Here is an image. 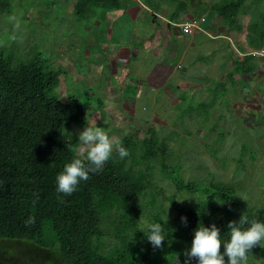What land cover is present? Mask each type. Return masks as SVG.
I'll return each instance as SVG.
<instances>
[{
	"label": "trees",
	"instance_id": "1",
	"mask_svg": "<svg viewBox=\"0 0 264 264\" xmlns=\"http://www.w3.org/2000/svg\"><path fill=\"white\" fill-rule=\"evenodd\" d=\"M131 3L73 0L79 17L97 18L102 23L109 13L126 10ZM208 7L228 28L244 34L253 51H264V0H220ZM185 9L186 5L181 4L176 15ZM249 12L252 17L248 21ZM238 51L244 52L240 46L233 52L236 57L226 76L228 83L222 85L224 91L229 83L236 84V76L254 77L259 66L264 65L252 52L239 55ZM11 63L12 56L0 52V241L46 246L42 235L47 223L54 235L52 243L58 244L56 253L65 264H154L155 250L148 243L146 232H142L141 221L147 220L160 223L163 233L168 234L164 236L181 242L184 248L181 255L162 264H184L193 230L199 224H216L222 239L227 240L230 221H239L242 215L249 221H264V212L236 202L231 185L225 182L215 183L214 193L204 190L208 198L197 195L198 183L186 182L173 172L174 161L170 162L172 166L166 164L170 150L153 127L142 140L126 137L120 141L118 145L126 148L129 155L120 159L113 152L103 170L90 174L71 196L57 193L56 175L79 156L75 152L79 141L76 136L69 139L64 128L72 131L85 126L90 103L75 95L64 102L48 96L47 92L59 85L60 73L44 70L39 60L15 68ZM214 105L212 101L211 107ZM151 160L160 162L161 168L167 170L175 193L193 194V202L184 198L183 203H177L175 194L165 205L170 206L169 212H150L147 207L157 202L156 198L151 197L147 207L143 203H148L149 197L145 195L154 183L153 171L158 165L149 163L144 170L143 164ZM214 201L220 204L215 206ZM181 217H186L187 222H182ZM252 251L256 253L258 249L254 247Z\"/></svg>",
	"mask_w": 264,
	"mask_h": 264
},
{
	"label": "rangeland",
	"instance_id": "2",
	"mask_svg": "<svg viewBox=\"0 0 264 264\" xmlns=\"http://www.w3.org/2000/svg\"><path fill=\"white\" fill-rule=\"evenodd\" d=\"M96 19L79 17L73 0H0V52L12 56V68L39 60L44 70L59 71V85L48 91V96L64 102L69 96L75 95L81 101L90 103L85 126L72 131L67 126L64 128L69 139L84 127H99L111 137L113 152L118 153L116 149L121 147L118 143L124 138L142 140L149 129L156 128L161 141L170 150L166 164L172 166L170 162L174 161L173 165L179 166V170L172 166L173 172L179 173L180 178L186 182L198 183L197 195L208 198L204 190H208L209 194L210 191L214 193L215 183L225 182L231 185L236 202H243L252 210L264 212V87L260 88L264 86V73L262 76H247V80H252L253 89L249 91L245 87L241 88L243 95L236 103H233L232 94L222 98L219 88V96H216L217 93L212 96L216 101L214 107H211V96L207 99L194 97L174 100L170 104L159 103L155 110L157 118L145 121L140 120L141 117L153 116L151 111L154 106L140 98L135 109L139 119H131L130 109L126 110L127 116L124 114V118H117V109L123 110L125 104L123 107L119 95L112 102L107 101L102 90L108 79L114 85L119 81L101 66H95L97 56L93 48L109 44L105 34L96 31L99 29L96 27ZM99 21L97 24L103 29L105 22L99 24ZM236 41L232 43L237 48L239 45ZM220 43L216 42V51H220ZM206 45L204 43L198 48L205 51ZM203 54L202 61H206V52ZM188 57L184 62L185 68L193 65L189 63ZM217 60L220 61L217 64H223L220 58ZM199 64L197 62L192 68ZM198 67V72L203 73L204 63ZM122 78L125 80L126 76ZM216 85L215 80L213 89ZM228 88L231 92L229 84ZM134 91V86L133 89L130 86L129 92ZM212 109L214 112L219 111V114L209 119ZM102 113H105L106 118H101ZM75 152L80 157L84 155L80 144ZM155 162L146 161L143 164L144 170L149 168V163L154 165ZM156 163L158 166L153 171L154 183L147 188L145 196L149 199L146 198L148 203H143L145 207L152 197L156 198L157 204L148 205L150 212H169L170 206L165 205H169V198L175 194L178 195L176 199L187 198L193 202L195 195L185 191L180 195L175 193V186L167 179V170L161 168L160 162ZM183 201L176 200L177 203ZM213 203L217 206L220 201ZM141 222L144 226V222L148 221ZM53 236L49 225L45 223L42 238L46 246L0 241V264H65L56 253L58 244L52 243ZM256 248L258 252L251 250L247 264H264V244ZM154 250L153 257H157L154 264H162L172 256L181 255L184 248L181 242H173L165 236L163 246Z\"/></svg>",
	"mask_w": 264,
	"mask_h": 264
},
{
	"label": "crops",
	"instance_id": "3",
	"mask_svg": "<svg viewBox=\"0 0 264 264\" xmlns=\"http://www.w3.org/2000/svg\"><path fill=\"white\" fill-rule=\"evenodd\" d=\"M131 1L126 10L109 13L104 21L103 29L97 24L99 19L95 22L96 27H99L96 31L104 33L109 42L106 46L93 48V53L97 56L95 66H101L119 81L114 85L110 84L108 79L106 82L108 84H105L102 93L106 100L111 102L119 95L122 106L124 103L126 108L117 109L119 114L117 118H124L126 110L130 109L131 119H139L135 109L140 98L146 99L154 106L151 111L153 116H142L140 120L152 121L157 118L155 110L159 103L170 104L174 100L181 101L194 97L207 99L216 94L219 88L221 96L232 94L233 103H236V100L243 95L241 88L245 87L249 91L253 89L252 80L246 79L248 75L236 76V84L229 83L231 92L228 87L225 91L222 89V85L227 82V73L233 67L232 60L236 57L234 53L237 48L232 41L237 40L238 45L243 48L244 52L238 51L239 55H246L249 52L254 54L256 51L247 45L244 34L228 28L221 18L209 9V4L220 0ZM181 4L186 5V9L183 13L176 15ZM192 16L199 19L201 30L186 34L176 24H181ZM245 17L244 14L242 19ZM251 17L252 14L249 12L248 21ZM177 18L182 22L176 20ZM100 23L102 24V20L99 21ZM217 41L221 42L220 51L215 50ZM204 43L207 44L206 50L202 51L198 46ZM204 52L207 55L206 61H202ZM187 57L189 63L193 65L203 62V73L198 72L200 64L194 68H192L193 65L185 68L184 62ZM218 58L223 62L222 65L216 63L220 62ZM175 59H178L177 62H174ZM262 67H264L263 64L259 66L258 76L264 73ZM124 75L125 80L122 78ZM215 80L217 85L213 89L212 84ZM130 86L131 89L134 86V92H129ZM262 87L264 86L260 88ZM216 96L219 94L217 93ZM212 98L215 101V97ZM104 114H101L102 119L106 118ZM214 114L218 115L219 111L214 112L212 109L209 114L212 116L209 119L213 118ZM127 118L129 119L130 116Z\"/></svg>",
	"mask_w": 264,
	"mask_h": 264
},
{
	"label": "clouds",
	"instance_id": "4",
	"mask_svg": "<svg viewBox=\"0 0 264 264\" xmlns=\"http://www.w3.org/2000/svg\"><path fill=\"white\" fill-rule=\"evenodd\" d=\"M76 138L84 155L74 157L66 163L55 177V191L64 196H71L81 182L89 179L90 174L102 171L114 150L111 137L99 127H84ZM116 151L120 159L129 155L123 146ZM181 220L187 222L186 217H181ZM31 221L30 217L29 222ZM227 229L229 238L224 240L216 224L209 226L199 224L193 230V238L185 253L184 264H192L193 261L195 264H247L251 250L264 244V221L257 219L249 221L242 215L239 221H230ZM142 232L144 234L146 232L145 237L154 249L163 246L165 236L160 223L144 222Z\"/></svg>",
	"mask_w": 264,
	"mask_h": 264
},
{
	"label": "built area",
	"instance_id": "5",
	"mask_svg": "<svg viewBox=\"0 0 264 264\" xmlns=\"http://www.w3.org/2000/svg\"><path fill=\"white\" fill-rule=\"evenodd\" d=\"M178 25L182 31L186 34H192L195 33L197 31L201 30V26H200V21L199 19H197L196 17H190L187 21L181 23V24H176ZM255 55H260L263 56L264 55V51H260V52H255Z\"/></svg>",
	"mask_w": 264,
	"mask_h": 264
},
{
	"label": "water",
	"instance_id": "6",
	"mask_svg": "<svg viewBox=\"0 0 264 264\" xmlns=\"http://www.w3.org/2000/svg\"><path fill=\"white\" fill-rule=\"evenodd\" d=\"M260 59H261L262 61H264V55H263V56H260Z\"/></svg>",
	"mask_w": 264,
	"mask_h": 264
}]
</instances>
